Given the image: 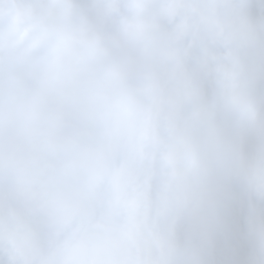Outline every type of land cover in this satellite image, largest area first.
Returning <instances> with one entry per match:
<instances>
[{"label": "clouds", "instance_id": "9594fccd", "mask_svg": "<svg viewBox=\"0 0 264 264\" xmlns=\"http://www.w3.org/2000/svg\"><path fill=\"white\" fill-rule=\"evenodd\" d=\"M0 166V264H264V0H0Z\"/></svg>", "mask_w": 264, "mask_h": 264}, {"label": "trees", "instance_id": "16d2710c", "mask_svg": "<svg viewBox=\"0 0 264 264\" xmlns=\"http://www.w3.org/2000/svg\"><path fill=\"white\" fill-rule=\"evenodd\" d=\"M217 179L220 180L222 183H224L226 186H227V182H231V181H232L231 179H228V180L226 181L225 178H222V177H221V172H220V171H218V173H217ZM247 192H248V191L245 190V193H247ZM229 193L231 194L230 189H229ZM0 250H2L4 253H8V252H6L4 249H0Z\"/></svg>", "mask_w": 264, "mask_h": 264}, {"label": "rangeland", "instance_id": "374dc122", "mask_svg": "<svg viewBox=\"0 0 264 264\" xmlns=\"http://www.w3.org/2000/svg\"><path fill=\"white\" fill-rule=\"evenodd\" d=\"M162 9V8H161ZM162 11V10H161ZM60 156V153H57V154H55V156L54 157H59Z\"/></svg>", "mask_w": 264, "mask_h": 264}, {"label": "bare ground", "instance_id": "6f19581e", "mask_svg": "<svg viewBox=\"0 0 264 264\" xmlns=\"http://www.w3.org/2000/svg\"><path fill=\"white\" fill-rule=\"evenodd\" d=\"M0 169H1V166H0ZM220 181V180H219Z\"/></svg>", "mask_w": 264, "mask_h": 264}]
</instances>
